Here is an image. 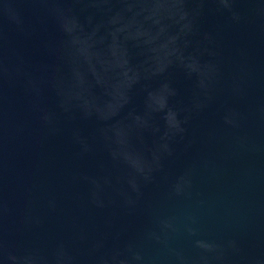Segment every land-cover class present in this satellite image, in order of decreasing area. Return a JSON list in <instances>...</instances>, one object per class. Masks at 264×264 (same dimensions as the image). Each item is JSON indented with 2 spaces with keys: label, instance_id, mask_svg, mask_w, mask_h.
Returning <instances> with one entry per match:
<instances>
[{
  "label": "water",
  "instance_id": "95a60500",
  "mask_svg": "<svg viewBox=\"0 0 264 264\" xmlns=\"http://www.w3.org/2000/svg\"><path fill=\"white\" fill-rule=\"evenodd\" d=\"M0 264H264V0H0Z\"/></svg>",
  "mask_w": 264,
  "mask_h": 264
}]
</instances>
